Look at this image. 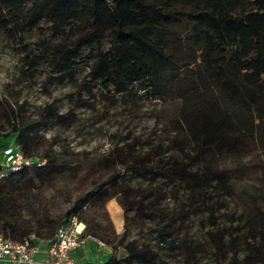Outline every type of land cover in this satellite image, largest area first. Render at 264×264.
I'll use <instances>...</instances> for the list:
<instances>
[{"label":"trees","instance_id":"obj_1","mask_svg":"<svg viewBox=\"0 0 264 264\" xmlns=\"http://www.w3.org/2000/svg\"><path fill=\"white\" fill-rule=\"evenodd\" d=\"M5 48L16 58L17 80L47 70L54 85L84 69L86 84L100 86L111 97L174 105L160 111L168 119V134L143 153L130 148L88 160L90 170L115 171L93 179L54 228L55 234L76 215L85 235L111 246L105 260L87 264H149L156 255L150 242L122 235L112 244L90 231L88 220L81 218L88 204L116 197L125 223L131 210L145 219L158 217L168 187L188 183L195 191L228 189L227 172L212 160L223 152L256 153L258 142L264 147V0H0V55ZM19 107L8 97L0 100V152L18 145L32 161L18 172L0 163V172L7 171L0 177V235L15 241L32 234L41 238L20 215L27 181L35 178L29 171L36 169V177L45 178L62 166L50 150L34 154L41 121ZM121 172L150 178L133 184ZM214 206L209 204L211 216ZM216 219V229L188 245V251L205 247L215 264H264L263 214L242 211L235 225ZM177 246L167 223L158 247ZM241 248L247 252L239 260Z\"/></svg>","mask_w":264,"mask_h":264},{"label":"rangeland","instance_id":"obj_2","mask_svg":"<svg viewBox=\"0 0 264 264\" xmlns=\"http://www.w3.org/2000/svg\"><path fill=\"white\" fill-rule=\"evenodd\" d=\"M15 63L16 58L5 48L0 55V100L8 97L16 107L20 105L19 112L41 121L34 154L50 150L62 164L60 169H52L54 175L45 178L36 177V169L29 171V178H35L31 184L27 181L24 207L20 211L27 224L40 232L41 239L47 240L54 236L55 227L64 221L63 215L76 197L90 190L93 179L115 171L112 167L90 170L88 160L114 156L130 148L143 153L150 143L168 134V119L160 111L163 107L173 110L174 105L148 98L134 104L129 97H111L100 86L86 84L84 69L54 85L47 80V70L39 71L31 79L17 80ZM64 113L69 114L60 118ZM258 146L256 153L223 152L212 160L227 172L228 189L195 191L188 188V183L177 189L168 187V196L158 217L146 220L142 212L131 210L127 212L125 223L123 208L116 197L105 203L88 204L80 217L88 220L90 231H98L112 244L122 235L140 243L150 242L156 255L149 264H215L207 248L188 251V245L194 246L204 239L207 231L216 229L217 223H212L215 216L218 224L235 225L234 219L236 221L242 211L264 215V147L260 142ZM5 161L0 152V163ZM121 177L133 184H145L150 178L135 172H121ZM210 203L215 205V216L210 215ZM167 223L178 242L175 250L158 247ZM108 245L98 248L107 253L111 250ZM246 252L241 248L238 259H243ZM106 258L107 255L104 260Z\"/></svg>","mask_w":264,"mask_h":264},{"label":"built area","instance_id":"obj_3","mask_svg":"<svg viewBox=\"0 0 264 264\" xmlns=\"http://www.w3.org/2000/svg\"><path fill=\"white\" fill-rule=\"evenodd\" d=\"M8 169L18 172L30 167L32 161L25 158L21 148L13 145L5 149ZM7 174L4 170L0 177ZM85 224L78 216L73 215L70 220L61 225L54 236L47 241L46 264H77L73 252L81 247L89 238L85 235ZM100 247L105 243L94 238ZM45 241L35 234L22 241H15L0 235V264H38V255L42 251L41 243Z\"/></svg>","mask_w":264,"mask_h":264},{"label":"crops","instance_id":"obj_4","mask_svg":"<svg viewBox=\"0 0 264 264\" xmlns=\"http://www.w3.org/2000/svg\"><path fill=\"white\" fill-rule=\"evenodd\" d=\"M49 240V239H48ZM45 240L41 243L42 251L38 255V264H46V247L47 241ZM98 245V243L94 240V238H89L81 247L76 249L73 252V256L75 257L77 264H87L90 262L96 263L104 260V257L110 253L103 251ZM103 251V252H102Z\"/></svg>","mask_w":264,"mask_h":264}]
</instances>
